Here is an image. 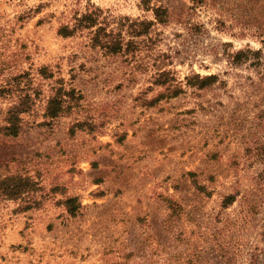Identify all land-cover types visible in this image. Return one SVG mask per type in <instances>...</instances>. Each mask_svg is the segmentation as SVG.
I'll use <instances>...</instances> for the list:
<instances>
[{
	"label": "rangeland",
	"instance_id": "rangeland-1",
	"mask_svg": "<svg viewBox=\"0 0 264 264\" xmlns=\"http://www.w3.org/2000/svg\"><path fill=\"white\" fill-rule=\"evenodd\" d=\"M142 1L0 0V125L11 106L25 112L16 136L0 134V180L22 183L0 194V264H222L217 242L229 238L215 231L237 224L238 201H219L233 192L260 200L229 227L242 239L232 264L261 239L263 34L228 11L217 28L188 0H147L167 18L142 33L153 20ZM85 11L91 27L57 32ZM59 86L73 95L46 118Z\"/></svg>",
	"mask_w": 264,
	"mask_h": 264
},
{
	"label": "trees",
	"instance_id": "trees-1",
	"mask_svg": "<svg viewBox=\"0 0 264 264\" xmlns=\"http://www.w3.org/2000/svg\"><path fill=\"white\" fill-rule=\"evenodd\" d=\"M143 10H150L152 13L153 20L152 21H141L137 25L140 27L139 32L145 33L149 26L152 23H164L166 21V9L161 5L156 6H148L146 3L147 0H143ZM189 9L194 12L197 9H201L207 12L212 13L213 22L215 23V27H222L224 24V20H222V13L225 11L229 13L230 18L234 22H239V20L243 19L242 22H248L249 25H252L259 34H263L262 38L259 39V43L264 47V0H188ZM228 5V6H227ZM91 11H85L81 13L79 16L73 18V24L71 27L67 25H60L57 29V32L66 36L71 34L77 27L89 28L94 24L93 17L91 15ZM202 24L194 25V30H199ZM197 28V29H196ZM96 44H101V46L109 48L110 52H116L120 49V42L116 39L114 40H105L102 41L96 38H93ZM254 54H259L260 50L257 49L253 51ZM46 69L44 70V72ZM43 72V71H42ZM52 74L48 73L50 77ZM165 75L161 73L160 76ZM196 80L199 82L198 86H203L206 82L209 83L213 80L212 75H207L198 78L195 76ZM174 93L171 94L173 96ZM69 95L72 97L73 89H69L64 91L62 86H59L55 89V92L52 93L49 97H47L45 101L44 107V116L46 118L56 119L59 115L58 113L63 109L62 104V95ZM20 105V104H19ZM24 111L18 106H11L4 113V117L2 118V124L0 125V134L5 136H16L21 129V118L24 115ZM260 149V147H258ZM260 180H264V172L258 175L257 182ZM191 183L195 190L203 191V186L199 185L194 178H192ZM22 183L20 180H14V178L9 177L7 179L3 178L0 180V194L4 196H13L18 194V190H20ZM18 191V192H17ZM264 194V193H262ZM238 197V199H236ZM264 196V195H263ZM238 201L237 204V224H235V219H225L224 224L221 226L220 231H215V235L220 233L221 236L219 240H224V238H229L225 240V243L221 245L218 239L215 240L217 242L218 251H216L215 256L218 257L222 264H232L233 253L231 252V248L238 250L240 248V244L242 243V239H237L234 241L232 234L228 231L230 226L233 228L239 227L238 221L248 222L252 219L254 214L257 212V205L260 200L259 194L257 193H247L245 195H238L237 192L228 193L225 195H221V199L219 201L220 209H225L228 205H231L233 202ZM74 199L68 198L66 203L70 204L71 207H67V211L75 212L78 205H73ZM75 206V207H74ZM240 222V223H241ZM227 232V234L225 233ZM260 240H258L254 246L251 247V252L247 257L246 264H264V229L259 233ZM229 242V243H228ZM228 243V244H226ZM244 244V243H243Z\"/></svg>",
	"mask_w": 264,
	"mask_h": 264
}]
</instances>
